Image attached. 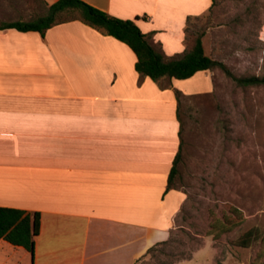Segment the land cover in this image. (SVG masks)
<instances>
[{
	"label": "crops",
	"instance_id": "0c3cea01",
	"mask_svg": "<svg viewBox=\"0 0 264 264\" xmlns=\"http://www.w3.org/2000/svg\"><path fill=\"white\" fill-rule=\"evenodd\" d=\"M82 1L135 21L168 60L192 49L188 19L214 3ZM8 9L0 4V22L12 21ZM136 63L128 45L81 21L45 37L0 30V207L41 217L34 258L0 239V264H136L170 239L185 201L167 190L182 141L177 92L212 94L215 71L155 82Z\"/></svg>",
	"mask_w": 264,
	"mask_h": 264
},
{
	"label": "rangeland",
	"instance_id": "374dc122",
	"mask_svg": "<svg viewBox=\"0 0 264 264\" xmlns=\"http://www.w3.org/2000/svg\"><path fill=\"white\" fill-rule=\"evenodd\" d=\"M0 4L9 8L8 22L46 11L41 0ZM186 33L193 46L206 36L207 54L236 77L264 78V0H214L206 15L188 21ZM214 71L212 94L179 99L183 147L172 189L185 201L169 245L136 264H264V86L241 87ZM224 222L240 225L223 234L213 230ZM250 229L261 238L238 246ZM210 231L219 236L211 239Z\"/></svg>",
	"mask_w": 264,
	"mask_h": 264
},
{
	"label": "trees",
	"instance_id": "16d2710c",
	"mask_svg": "<svg viewBox=\"0 0 264 264\" xmlns=\"http://www.w3.org/2000/svg\"><path fill=\"white\" fill-rule=\"evenodd\" d=\"M45 6L44 15L30 21L2 23L0 24V30L15 29L20 32H38L42 37H45L46 32L54 26L72 21H81L91 28L128 45L137 56V72L142 77H149L155 82H159L164 78L186 80L201 71L221 69L241 87L264 86V78L236 77L224 63L208 56L203 45V34L195 39L192 49L177 58L168 60L149 43L146 35L135 21L112 17L82 0H59L53 5L48 6L45 4ZM190 20L191 18L188 19V21ZM181 96L182 94L177 92L178 100ZM182 147L183 143L181 141L180 151L176 156L169 176L167 190L172 189L174 180L179 173L178 164L181 160ZM234 212L239 215L237 209H234ZM40 219L39 213L0 207V239H4L14 246L23 247L34 258L35 240L40 234ZM226 224H229V226L226 227ZM239 225L240 223L230 224V222H224L220 225L215 224L213 230H220L223 234L231 232ZM212 231L209 232L210 236ZM212 236L211 239L214 240L219 235ZM260 238L261 232L259 229H250L236 241V244L243 248H249ZM169 241L157 244L149 249L148 253L155 251L158 246L169 245Z\"/></svg>",
	"mask_w": 264,
	"mask_h": 264
}]
</instances>
